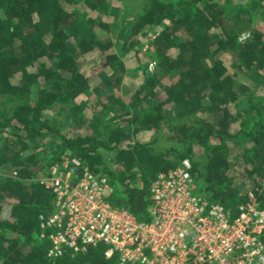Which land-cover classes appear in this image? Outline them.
<instances>
[{
    "label": "trees",
    "instance_id": "1",
    "mask_svg": "<svg viewBox=\"0 0 264 264\" xmlns=\"http://www.w3.org/2000/svg\"><path fill=\"white\" fill-rule=\"evenodd\" d=\"M116 1L0 0V264H116L103 246L45 256L52 195L36 179L67 152L138 220L184 158L209 203L234 212L253 193L264 207V0ZM151 26L161 74L129 88L121 59ZM158 135L183 151H155Z\"/></svg>",
    "mask_w": 264,
    "mask_h": 264
},
{
    "label": "built area",
    "instance_id": "2",
    "mask_svg": "<svg viewBox=\"0 0 264 264\" xmlns=\"http://www.w3.org/2000/svg\"><path fill=\"white\" fill-rule=\"evenodd\" d=\"M191 169L184 158L157 174L144 221L109 202L107 176L68 152L61 155L39 181L52 195V209L38 215L39 238L49 244L46 258L103 246L104 257L115 256L116 264H264V207L253 193L234 212L209 203L195 192Z\"/></svg>",
    "mask_w": 264,
    "mask_h": 264
},
{
    "label": "rangeland",
    "instance_id": "3",
    "mask_svg": "<svg viewBox=\"0 0 264 264\" xmlns=\"http://www.w3.org/2000/svg\"><path fill=\"white\" fill-rule=\"evenodd\" d=\"M129 3L130 5H134L138 0H118L115 2V5L117 6L119 3ZM128 12H130V9H127ZM254 27L258 30H261L264 32V24L260 22H255ZM160 29L155 26H151L150 29H146L145 34L141 37H137V43L133 45V49L129 51L124 57H122L121 62L123 66L127 70V74L125 75L123 79L124 85H126L129 88L137 89L141 84H143L144 81V73H146L147 77L154 75V76H160L161 71L158 68V65L156 64V60L153 58V52L155 49V46L152 44L153 40L155 37L158 35ZM179 35V33H177ZM137 50V51H136ZM152 57V58H151ZM156 61V62H155ZM150 62H154V67L153 70H148V64ZM157 68L159 70H157ZM162 82H169L170 80L168 78H163L161 80ZM253 81L251 78L248 79L247 81V86H252ZM152 135L150 132L147 134V139L151 140L150 138ZM155 138V136H152ZM181 142H175V141H166L163 140L159 135L157 136L156 141L151 145V147L157 151V152H162L165 154H170L169 158L174 157L172 155L173 150L175 151L176 154L179 152L183 151L184 146L180 145ZM51 149L47 142L43 141L41 142V149ZM194 153L196 156H193V160L196 162L201 163V157L198 152V149H194ZM43 156H39L41 158ZM113 169H116V166H112ZM44 170H42L36 179L38 182L44 175ZM13 176V175H12ZM9 209V205H4L3 206V211L6 212ZM3 212V213H4Z\"/></svg>",
    "mask_w": 264,
    "mask_h": 264
}]
</instances>
